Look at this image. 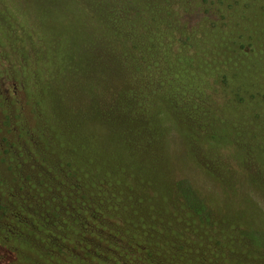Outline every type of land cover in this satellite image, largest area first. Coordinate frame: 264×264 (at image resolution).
<instances>
[{"label": "trees", "instance_id": "obj_1", "mask_svg": "<svg viewBox=\"0 0 264 264\" xmlns=\"http://www.w3.org/2000/svg\"><path fill=\"white\" fill-rule=\"evenodd\" d=\"M22 1L43 67H25L13 29L0 37V77L23 84L32 151H45L29 168L0 151V264H264L236 186L239 175L264 186V0H194L197 11L184 17L183 0H110L106 14L88 0ZM78 73L109 99L96 93L74 111ZM50 101L56 120L42 112ZM160 108L226 203L187 184ZM90 119L110 131L83 129ZM57 169L74 179L61 180L59 194Z\"/></svg>", "mask_w": 264, "mask_h": 264}, {"label": "rangeland", "instance_id": "obj_2", "mask_svg": "<svg viewBox=\"0 0 264 264\" xmlns=\"http://www.w3.org/2000/svg\"><path fill=\"white\" fill-rule=\"evenodd\" d=\"M88 1L94 6H91L92 8L95 10L97 9L104 14L110 10L109 4L107 5L108 8L106 7V4L110 0H97V5L94 4L92 0ZM76 2L74 4L70 3L69 6L67 5V9L65 10H68V17L72 16V12L69 10L75 11L80 8ZM140 3H142L141 0H136V5L133 4L137 7ZM180 8L183 12V17L184 14L187 16H194L193 14L197 11L194 0L181 1ZM29 16L30 14L25 8L22 0H0V37L6 39L13 29L19 30L21 38L25 44L26 56L29 62V65L27 63L25 67L30 66L29 69L34 68L33 70H35V68L41 69L43 66H41L42 63H40L41 59H39V54L41 53V50L43 52V47L35 36L36 25ZM42 21L44 23L47 22L48 24L53 23L56 26L55 30L59 31L58 22L52 19L50 13H43ZM82 69L83 67L78 71H81ZM87 76L88 75L84 77L81 73L77 74L79 84L78 95L79 99L82 101L77 108H74V111L85 107L87 109L88 104L96 93L104 102L109 99V93L107 95V92L103 89L104 86H90L88 83L90 76ZM22 85V83H18V77L17 80L15 76H8L6 78L0 77V151L2 150V152H5L4 154L11 153V155L18 159L24 167L28 166L29 168V163L32 162L31 160H28V158H32L33 161L41 160L42 154H44L45 150L39 146L38 149L36 148L37 150L32 151V142L33 139H35V136H33V133L30 131V123L27 119L32 122H34V120L32 117H29L27 113H24L26 112L25 104L27 101L25 98L26 93ZM53 91L54 89H50V93H53ZM29 105L35 108L32 104ZM42 112L44 116L46 114L47 118L49 114V120H56V109L53 107L52 101H50L49 108L47 106ZM160 117L162 118L160 121L161 125L163 128H166L163 135L167 149L170 152V159L173 160L176 168L180 169V172L188 182L187 184H189L194 193L202 199L214 202V204L218 206L226 203L228 200L225 191H223L219 185L212 182L209 176L188 162L186 158L187 155L183 133L177 128L176 122L173 118L166 116V112L163 108H160ZM37 121L39 122L40 120ZM82 124L83 122L81 123V127L84 126L83 129L85 130H90V128L94 127L105 134L110 131L103 122L97 119H90L86 125L84 123L82 126ZM84 139L87 140V138ZM223 153L227 162L235 168V158L231 157L230 153V156L226 155L228 153L225 151ZM30 170L32 173H35L34 170ZM57 170L58 171H54L52 175L60 186L58 191L59 194L61 186H63L61 180L66 182L68 186V183H72L74 179L64 170ZM250 170H253V167H251ZM242 171L243 170L240 169L241 173H243ZM236 186L248 200L247 216L250 222V238L255 240L256 243H264V186L257 181L245 177V175L238 176ZM230 208L232 209V207ZM235 209L239 210V213H242L241 207H235Z\"/></svg>", "mask_w": 264, "mask_h": 264}]
</instances>
